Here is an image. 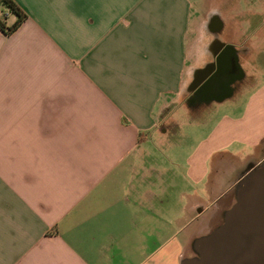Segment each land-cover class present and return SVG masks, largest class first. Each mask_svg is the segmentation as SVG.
Listing matches in <instances>:
<instances>
[{
  "label": "crops",
  "instance_id": "1",
  "mask_svg": "<svg viewBox=\"0 0 264 264\" xmlns=\"http://www.w3.org/2000/svg\"><path fill=\"white\" fill-rule=\"evenodd\" d=\"M13 1L26 17L0 30V264L194 257L264 163V80L218 97L213 126L184 147L173 108L209 59L188 0Z\"/></svg>",
  "mask_w": 264,
  "mask_h": 264
},
{
  "label": "rangeland",
  "instance_id": "2",
  "mask_svg": "<svg viewBox=\"0 0 264 264\" xmlns=\"http://www.w3.org/2000/svg\"><path fill=\"white\" fill-rule=\"evenodd\" d=\"M188 2L191 5L193 16H201L191 39L194 45L205 47L209 34L201 20L207 19V13L215 9L221 10L223 17L231 18L229 22L235 21L234 39L237 44L244 39L251 41L250 45L254 52L250 55L249 53L242 54L240 58L246 77L239 81L234 89L231 85L229 86L240 99H245L255 83V77H260V81L264 80V0H188ZM231 89H229L230 93ZM184 96L183 100L173 108V112L176 110L173 119L177 123L173 140L185 147V144L195 145L213 126L218 117L220 104L218 97H209L192 103L188 100L187 94ZM178 152L181 151L178 150ZM190 254L196 255L195 251H190Z\"/></svg>",
  "mask_w": 264,
  "mask_h": 264
},
{
  "label": "water",
  "instance_id": "3",
  "mask_svg": "<svg viewBox=\"0 0 264 264\" xmlns=\"http://www.w3.org/2000/svg\"><path fill=\"white\" fill-rule=\"evenodd\" d=\"M194 250L180 264H264V163L239 181L222 223L195 239Z\"/></svg>",
  "mask_w": 264,
  "mask_h": 264
},
{
  "label": "flooded vegetation",
  "instance_id": "4",
  "mask_svg": "<svg viewBox=\"0 0 264 264\" xmlns=\"http://www.w3.org/2000/svg\"><path fill=\"white\" fill-rule=\"evenodd\" d=\"M223 16L219 9L209 11L206 26L209 59L201 69L195 71L187 87L188 100L192 103L227 94L230 85L234 89L245 77L239 64L241 55L248 47L243 43L237 46L227 38ZM232 53L236 54V59Z\"/></svg>",
  "mask_w": 264,
  "mask_h": 264
},
{
  "label": "trees",
  "instance_id": "5",
  "mask_svg": "<svg viewBox=\"0 0 264 264\" xmlns=\"http://www.w3.org/2000/svg\"><path fill=\"white\" fill-rule=\"evenodd\" d=\"M0 5L4 6L7 12L13 13L16 16L15 21L10 26H6L5 19L7 17V13L0 12V30L6 34H10L22 23L26 15L13 0H0Z\"/></svg>",
  "mask_w": 264,
  "mask_h": 264
}]
</instances>
